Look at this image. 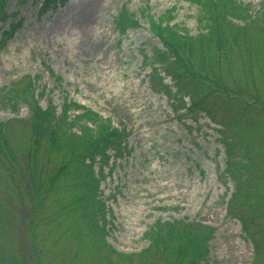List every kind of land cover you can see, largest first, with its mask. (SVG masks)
I'll return each instance as SVG.
<instances>
[{"label": "rangeland", "instance_id": "374dc122", "mask_svg": "<svg viewBox=\"0 0 264 264\" xmlns=\"http://www.w3.org/2000/svg\"><path fill=\"white\" fill-rule=\"evenodd\" d=\"M41 1L0 0V34L16 26L0 42V264H174L164 242L142 255L153 244L145 233L165 220L193 237L182 264L194 244L197 264H264V218L252 222V239L227 213L231 194V213L247 218L248 204L264 212V0H240L254 19H234L237 42L222 35L219 45L199 0H66L47 11ZM122 6L138 19L124 34L113 22ZM167 10L170 24L196 37L193 55H178L192 56L195 71L178 89L184 105L163 70L174 57L149 25ZM158 56L161 83L149 76ZM27 85L42 110L87 109L97 127L107 120L127 131L93 154L72 151L81 123L94 124L34 133ZM13 88L22 99L14 109L5 96ZM226 162L241 172L239 194Z\"/></svg>", "mask_w": 264, "mask_h": 264}, {"label": "trees", "instance_id": "16d2710c", "mask_svg": "<svg viewBox=\"0 0 264 264\" xmlns=\"http://www.w3.org/2000/svg\"><path fill=\"white\" fill-rule=\"evenodd\" d=\"M202 1L201 10L203 6L205 7L206 15L200 14V21H205L204 28L208 30V35L211 37H214V44L219 45L221 43H225L227 38L221 40L222 35H231L233 38V41H236V36L238 35V31L242 29V26H239L238 23L235 21H242L246 20L249 16L251 19H254V17L251 16L250 13H248V6L246 4H242L240 0H199ZM57 2L63 3L64 0H43L40 10L45 11L47 9H50L52 7H55L57 5ZM169 10L165 12V14H162L158 18H150V24L151 28L155 33H157V36L160 37V39L163 41L164 46H166V50L169 54H171L174 58L170 62H168V65L163 66V70L170 74L171 77L176 79L174 81L173 86H175L174 95H177V97L181 100V104L184 105L183 99L181 95L179 94L178 89L182 87L183 85H190L194 78L195 71L192 70L191 67V61L192 56L189 54H184V59H182L179 55V53L184 50L187 47H190V52L193 55L194 49L191 50V42L193 43V40L196 39V37L193 39V36H189L188 34H183L179 32V28L176 26V23L170 24V19L172 15L168 13ZM135 13L131 12L128 7L122 6L118 13L113 16V22L115 29L120 33L124 34L128 30V28H133L138 25V19L136 16H134ZM199 16V15H198ZM235 19V21H234ZM16 28L15 25L10 24L9 28L3 32H1L0 42L4 40V33L9 31L12 32ZM243 31V30H241ZM192 39V40H189ZM187 41V42H186ZM164 50V51H166ZM162 52V54L164 53ZM216 58V56H214ZM187 59V61L185 60ZM163 59L161 57H155L151 60L152 65H155V62H162ZM157 68L159 66L155 65L152 67L151 74L149 75L151 78L154 79L159 78V73L157 72ZM158 83H161V78H159ZM167 86V84H163ZM227 87V86H226ZM154 88V85H153ZM165 90V89H164ZM29 94V99L23 96V100H25L32 108H34V113L32 114V130L34 133L38 135L48 134L51 137H55L59 134H62L61 131H63L62 124L68 123L69 125L65 127L66 130H71V124H79V122L84 118L85 120H89L91 124H94L95 127L89 125L87 122L81 123L82 131H81V137L79 142L74 143L72 145L71 150L74 151L75 149H80L82 152H87L88 154H93V152L100 151L102 148L105 149V146H103V143L113 144L115 142L119 143V138H121V131H118L110 122L107 120L103 121L101 123L104 124V127H97L96 120L92 118L91 116H88L85 118L86 115L91 113L92 115H98L97 112L94 111H87V109H84L82 112L75 113L72 117L69 116L67 110L69 109L68 106L64 105L63 108H61V113L59 115L55 114V111L53 107H47V109L42 110L36 105V98L33 96L32 88L27 85L26 90ZM168 93V90H165ZM183 91V89H182ZM9 100L11 102V107L14 109L15 105L21 102L20 96L16 94L14 96V88L13 91L9 95ZM14 99V101H13ZM204 100L205 97L200 95L199 98L195 97V100L193 101L194 106L199 105L201 103V100ZM80 108V107H79ZM190 109V108H189ZM94 113V114H93ZM52 115L56 117V120H52ZM68 117H70L68 119ZM45 122L46 126H41L42 123ZM6 124L4 122L0 121V136L3 134ZM40 127V128H39ZM40 129V131H39ZM123 133V132H122ZM237 133L239 134V130H237ZM48 136V137H49ZM234 146L231 144V147L229 150L231 152L234 150ZM246 152V151H245ZM229 153V151H228ZM105 155H102V157ZM246 155L245 157H247ZM250 166L249 162L247 164ZM248 166L244 165V170H248ZM226 167L231 173V177L235 181V188L237 190H234L239 194L240 185H239V179L236 176L241 175V172L237 170V168L232 167L231 164L226 162ZM203 174V172H202ZM94 186L93 182L90 183ZM238 185V187H236ZM82 195L80 196L79 201H82L84 204ZM237 199V195L231 194L230 198L228 199L227 203V213L230 214V216H234L240 220L239 223H241V228L244 231V233L247 236H250L252 239L255 237L252 233H250L251 224L253 221H257L260 217L264 218V212H261V214H255L254 208L256 210V207L253 205L250 206L248 204V212L251 214L245 218L243 215H239V213H231V209L233 207V201ZM103 207L99 210V212H103ZM181 222V220H178ZM97 229L96 232L99 231V234L102 236V233L105 234V220H103L102 223L98 224L97 221H95ZM184 223V222H183ZM255 223V222H254ZM261 226L264 224V221H259ZM178 223H173L168 220L158 222L155 224V226H151L150 230L145 233V235H149L151 238V242H153L152 245H150L148 248H144L142 255L150 254L155 252L158 249V243L164 242L165 250L167 251L169 249H172L175 253V261H171L167 258H165L166 261L172 262L174 264H182L184 261V255L187 252L188 242L192 243V238H190V234L188 231L185 232L181 229V225ZM257 227V225H256ZM257 232V230H256ZM205 240V238H204ZM254 244H256L254 242ZM193 246V257L191 260H188L185 264H197L198 260L201 257H198L201 255L199 249L197 246ZM260 262V261H259ZM258 261H254L253 264H258ZM202 264V263H201Z\"/></svg>", "mask_w": 264, "mask_h": 264}]
</instances>
